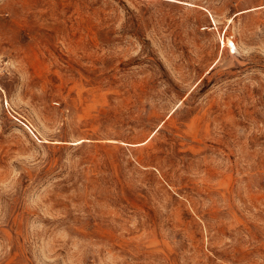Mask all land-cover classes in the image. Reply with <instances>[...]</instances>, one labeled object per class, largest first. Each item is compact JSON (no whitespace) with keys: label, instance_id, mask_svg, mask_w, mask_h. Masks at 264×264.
<instances>
[{"label":"rangeland","instance_id":"374dc122","mask_svg":"<svg viewBox=\"0 0 264 264\" xmlns=\"http://www.w3.org/2000/svg\"><path fill=\"white\" fill-rule=\"evenodd\" d=\"M0 264H264V0H0Z\"/></svg>","mask_w":264,"mask_h":264}]
</instances>
